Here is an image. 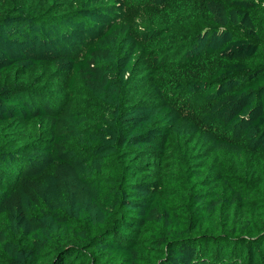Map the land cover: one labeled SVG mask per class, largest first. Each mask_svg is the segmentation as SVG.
Returning <instances> with one entry per match:
<instances>
[{
  "label": "trees",
  "instance_id": "16d2710c",
  "mask_svg": "<svg viewBox=\"0 0 264 264\" xmlns=\"http://www.w3.org/2000/svg\"><path fill=\"white\" fill-rule=\"evenodd\" d=\"M0 264H264V0H0Z\"/></svg>",
  "mask_w": 264,
  "mask_h": 264
},
{
  "label": "rangeland",
  "instance_id": "374dc122",
  "mask_svg": "<svg viewBox=\"0 0 264 264\" xmlns=\"http://www.w3.org/2000/svg\"><path fill=\"white\" fill-rule=\"evenodd\" d=\"M159 9L160 7H155L150 3L139 4L138 2L125 1L124 19L119 23L127 25L132 34L135 37H138L139 33H141L145 26H147L149 15L151 13H156ZM39 77L43 79V84L40 85L39 88L45 89V91L49 92L46 93V95L51 98L54 97L56 100V106H61L60 109H63V106L67 102L77 99L76 96L83 93V90L78 85L73 92L71 91L68 87V75L57 73L52 68L46 66H41L40 68L33 70L30 73L29 78L26 79L23 84H32L33 86ZM75 92L77 93L76 96ZM142 94H144V92L142 93L141 91L140 95L142 96Z\"/></svg>",
  "mask_w": 264,
  "mask_h": 264
}]
</instances>
